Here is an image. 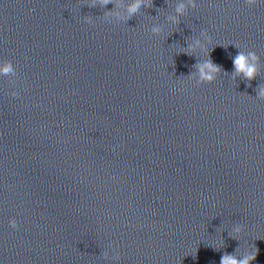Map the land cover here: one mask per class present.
<instances>
[{"label":"water","instance_id":"water-1","mask_svg":"<svg viewBox=\"0 0 264 264\" xmlns=\"http://www.w3.org/2000/svg\"><path fill=\"white\" fill-rule=\"evenodd\" d=\"M91 2L0 0V264L106 263L123 22Z\"/></svg>","mask_w":264,"mask_h":264},{"label":"clouds","instance_id":"clouds-1","mask_svg":"<svg viewBox=\"0 0 264 264\" xmlns=\"http://www.w3.org/2000/svg\"><path fill=\"white\" fill-rule=\"evenodd\" d=\"M259 0H245V3L248 6L256 5ZM113 4L114 7L111 10H105L103 12V19L108 22H126L132 19L142 7H152L151 0H127V3L124 0H92L89 7L99 6L105 8L106 5ZM197 7L196 0H178L174 6V14H168L166 19L170 22L171 25H179L180 17L186 16L189 9H195ZM123 8V13L119 10ZM85 22L91 24L93 23L92 17L85 16ZM164 29L161 25H153L150 29V32L153 36H160L163 33ZM186 51L182 52L189 56H193L197 49L207 55V59L198 60L193 65V68L196 70L195 73H190L189 78L198 74V79L196 81L197 86L204 84H212L216 81L217 77L224 72L222 66L213 62L210 56L208 45L212 44V37L208 34L207 30H202L200 32V38H196L187 43ZM239 51L237 55L233 58L234 71L231 73L233 79L237 77L243 78L245 81H248V86H251L250 82L255 79L261 72V61L259 55L255 51H243L240 50L239 45H234ZM213 50V49H212ZM211 50V51H212ZM14 71V67L11 61H5L3 66H0V74L7 75ZM257 98L259 100H264V85H259L257 87ZM12 97H17L18 93L12 91L10 93ZM9 226L13 229L18 227L17 220L12 218L8 221ZM244 231V226L241 224H236L232 228V231L228 233V236L232 239L240 236ZM238 248L233 254L225 252L220 259V264H252L256 260L258 249L255 245L252 247L251 251H245L242 255L237 256ZM115 259H120V254L117 252Z\"/></svg>","mask_w":264,"mask_h":264}]
</instances>
